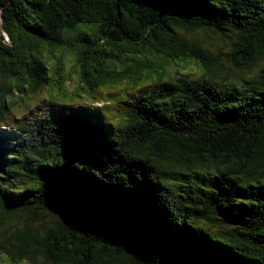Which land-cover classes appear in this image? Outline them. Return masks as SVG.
<instances>
[{
	"label": "trees",
	"instance_id": "trees-1",
	"mask_svg": "<svg viewBox=\"0 0 264 264\" xmlns=\"http://www.w3.org/2000/svg\"><path fill=\"white\" fill-rule=\"evenodd\" d=\"M0 22V264H264V66L217 79L264 57V0H0Z\"/></svg>",
	"mask_w": 264,
	"mask_h": 264
},
{
	"label": "rangeland",
	"instance_id": "rangeland-1",
	"mask_svg": "<svg viewBox=\"0 0 264 264\" xmlns=\"http://www.w3.org/2000/svg\"><path fill=\"white\" fill-rule=\"evenodd\" d=\"M1 23V22H0ZM183 32L182 30H180ZM193 38H196L202 42L204 47L210 49L213 53L216 55L218 54H226L231 51L233 45L232 41L234 39H231L227 37L226 35H223L221 33H215L211 31H207L205 29H200L196 31L193 35ZM69 57V58H68ZM67 65H68V70L71 75V80L69 81V89L73 92H80L84 93V90L80 89V75L76 71L77 68L73 65V60L70 58V56H67ZM222 65L217 69V79L222 81L223 83H228V82H234L236 84H243L244 80L247 79L249 76L252 77L253 75H260L261 74V69L264 66V57L260 58L255 66L252 68H239L237 67L231 60L223 56L221 59ZM74 68L76 70H74ZM244 70V71H242ZM183 72L185 74H188L189 77L192 78H197L200 77L201 71L199 70L198 67L194 66L193 64H190L187 66L186 69H183ZM182 72V73H183ZM45 100H49L48 97L45 98ZM77 103H92L91 101H84V99L77 100L75 104ZM11 122V121H10ZM58 158V156L56 157ZM1 181H5L7 183H10V181H6L7 179H0ZM169 183L172 184H180V183H185V182H177L173 178H170ZM180 194L182 195H187L186 192L181 191ZM205 196L201 194H194L193 198L189 199V205H191L196 212L201 211V216L198 218L200 223L204 224L205 226L210 227L212 230L215 232H218L222 235L232 229V226H230L228 223L221 222L217 220V217H220L219 214L214 213V210L212 206H208L204 202ZM206 211L204 214L202 213L203 211ZM210 217L214 218V221L209 219ZM235 230V229H234ZM39 264H44L42 259H39L38 261ZM3 264H11L9 261L6 260V258L3 260ZM21 264H30L29 262H23Z\"/></svg>",
	"mask_w": 264,
	"mask_h": 264
}]
</instances>
